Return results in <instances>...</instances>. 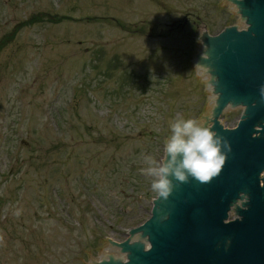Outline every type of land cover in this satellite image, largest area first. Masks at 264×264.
Instances as JSON below:
<instances>
[{
  "label": "rangeland",
  "instance_id": "rangeland-1",
  "mask_svg": "<svg viewBox=\"0 0 264 264\" xmlns=\"http://www.w3.org/2000/svg\"><path fill=\"white\" fill-rule=\"evenodd\" d=\"M223 0H0V264H85L147 218L169 121L205 113Z\"/></svg>",
  "mask_w": 264,
  "mask_h": 264
},
{
  "label": "water",
  "instance_id": "water-1",
  "mask_svg": "<svg viewBox=\"0 0 264 264\" xmlns=\"http://www.w3.org/2000/svg\"><path fill=\"white\" fill-rule=\"evenodd\" d=\"M250 1L223 0L226 11L233 12L235 24L206 35L198 26L189 61L203 83L205 113L197 118L200 122L216 132V126L235 128L246 116L236 129L219 128L220 136L232 148L221 174L209 183L192 177L184 183L170 178L173 183L170 195L176 196L165 200L172 198L174 205L167 208L164 198L159 203L161 220L162 207L171 209V213L166 227L151 228L154 234L151 252H145L153 238L152 234L143 235L147 228L136 235L131 231L150 218L160 198L154 192L148 200L147 218L136 225L121 226V241L104 238L99 252H93V261L87 255L85 264H143L142 259L144 264H264V177L259 182L264 171V121L259 120L264 118V96L260 91L264 87V0ZM249 22H253L254 28L231 39L227 50L208 42L211 40L208 36H217L228 28H234L235 34L247 31ZM216 76L221 81L218 86L212 84ZM234 97L248 102V112L246 106L233 101ZM256 120L259 128L255 131ZM254 133L263 137H255ZM165 140L158 157L161 161L166 158ZM251 182H255L253 192H257L244 205L246 210L230 209L239 194L252 186ZM229 212L230 219L237 216L243 217L242 220L228 221ZM138 249L147 254L139 253Z\"/></svg>",
  "mask_w": 264,
  "mask_h": 264
},
{
  "label": "clouds",
  "instance_id": "clouds-1",
  "mask_svg": "<svg viewBox=\"0 0 264 264\" xmlns=\"http://www.w3.org/2000/svg\"><path fill=\"white\" fill-rule=\"evenodd\" d=\"M203 58L206 60L208 56ZM260 91L264 96V87ZM169 130L170 134L163 145L166 158L161 161L154 156H145V167L141 169L144 175L151 177V191L164 199L173 190L171 177L181 183L187 182L189 177L201 183H209L221 174L228 153L232 151L227 140L198 119L171 120ZM248 201V195L241 192L233 207L246 210L244 205Z\"/></svg>",
  "mask_w": 264,
  "mask_h": 264
}]
</instances>
